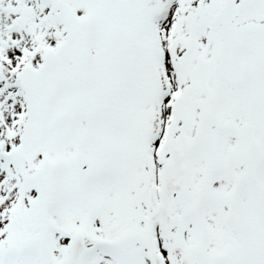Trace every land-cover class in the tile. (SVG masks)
I'll return each instance as SVG.
<instances>
[{
    "label": "snow or ice",
    "instance_id": "6c2138e0",
    "mask_svg": "<svg viewBox=\"0 0 264 264\" xmlns=\"http://www.w3.org/2000/svg\"><path fill=\"white\" fill-rule=\"evenodd\" d=\"M0 264H264V0H0Z\"/></svg>",
    "mask_w": 264,
    "mask_h": 264
}]
</instances>
